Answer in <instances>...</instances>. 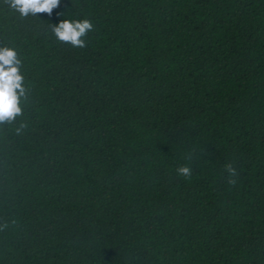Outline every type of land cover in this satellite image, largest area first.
<instances>
[{"label":"trees","instance_id":"obj_1","mask_svg":"<svg viewBox=\"0 0 264 264\" xmlns=\"http://www.w3.org/2000/svg\"><path fill=\"white\" fill-rule=\"evenodd\" d=\"M37 17L0 3L29 89L0 127V264H264V0ZM62 19L92 22L84 48L52 36Z\"/></svg>","mask_w":264,"mask_h":264},{"label":"clouds","instance_id":"obj_2","mask_svg":"<svg viewBox=\"0 0 264 264\" xmlns=\"http://www.w3.org/2000/svg\"><path fill=\"white\" fill-rule=\"evenodd\" d=\"M0 3L9 11L18 14L19 19L24 20L29 17L38 19L39 13H47L50 16L60 5V0H0ZM93 28L94 25L89 19H62L58 24H49L52 36L73 48H84L85 38ZM22 67L23 63L17 50L0 44V127L13 124L23 115L22 102L28 99L29 89L25 86ZM25 127L24 123H20L16 128V134L20 135ZM187 159L191 160L192 155L190 154ZM224 171L227 173V183L234 186L239 175L237 169L232 163H227ZM176 173L188 179L192 175V169L182 165L177 167ZM7 227V223L0 224V231Z\"/></svg>","mask_w":264,"mask_h":264}]
</instances>
